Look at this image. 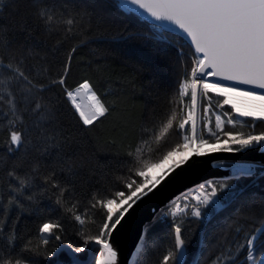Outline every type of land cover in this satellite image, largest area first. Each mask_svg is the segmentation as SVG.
<instances>
[{
  "label": "snow or ice",
  "instance_id": "1",
  "mask_svg": "<svg viewBox=\"0 0 264 264\" xmlns=\"http://www.w3.org/2000/svg\"><path fill=\"white\" fill-rule=\"evenodd\" d=\"M21 5L25 12L13 27L28 36L42 27L55 44L51 62L48 54L41 57L43 66L34 73L36 66L30 67L27 59L33 50L29 48L25 54L17 49L9 30L0 26V131L6 136L7 153L13 157L11 166L5 168L7 180L0 181V264H88L79 254L90 244L98 246L94 264H118L114 233L119 234L140 201L165 181L171 184L180 179L178 169L186 172L194 168L199 161L193 157L264 152V92L257 93L264 90V0H102L97 3L101 9L117 8L138 18L137 38L149 46L175 48L182 74L166 97L165 113L158 116L154 108L145 116L138 142H129L114 154L106 186L103 191L98 188L89 193L82 211L81 201L74 195L76 174L64 155L74 137L60 116L66 105L79 131L91 133L116 115L124 103L115 94L106 99L108 93L101 95L90 78L75 85L68 83L72 61L86 42L93 17L97 27L102 17L82 0H0V15L5 9L19 10ZM63 44L70 46L60 61ZM234 97L248 102L238 106ZM237 125L248 131L238 130ZM173 129L178 139L162 151L161 142ZM111 143L115 146L116 140ZM123 143L121 140L122 147ZM32 153L36 155L29 159ZM178 155L180 159H174ZM45 157L52 163L44 164ZM184 165L187 168H182ZM213 167L228 168L231 175L200 185L198 195L188 198L181 194L165 205L144 225L133 264L146 253L149 235L161 220L167 221L168 231L165 238L151 242L158 250L155 264H188L185 224H204L211 212L233 208L242 198V180L264 179V164L218 160ZM57 169L67 178L62 179ZM40 186L42 192L36 191ZM43 193L54 197L52 211L59 210L79 225L76 234L83 245L68 240L60 219L51 215L37 225L35 235L18 231L25 211L23 201L38 204ZM13 208L19 209L14 219ZM222 233L211 245V264H264V203L258 213L237 210ZM206 252L207 246L202 245L199 257H205ZM61 253L67 254L68 262ZM195 264H200L199 258Z\"/></svg>",
  "mask_w": 264,
  "mask_h": 264
},
{
  "label": "trees",
  "instance_id": "2",
  "mask_svg": "<svg viewBox=\"0 0 264 264\" xmlns=\"http://www.w3.org/2000/svg\"><path fill=\"white\" fill-rule=\"evenodd\" d=\"M100 2L102 0H82V3H87L98 16L102 17V20L99 21V27H97L96 18L93 17V27L86 37V42L78 48L72 61L68 83L75 85L84 78H90L101 95L108 93L106 99H113V94H115L119 95L124 103L121 104L117 114L106 120L103 125L98 126L91 133L83 134L79 131L67 106H63L60 119L67 131L74 137V142L65 149L64 155L76 174L74 195L81 201L82 211L89 193L98 188L103 191L106 186L110 168L114 164V154L117 151L122 152L129 142L133 144L138 142L145 116L149 115L154 108L158 116L162 117L165 113L166 97L173 92L182 74V70L176 64L175 48L165 44L149 46L144 40L137 38L136 33L140 30L137 23L138 18H130L128 14L120 12L117 8L101 9L97 6ZM24 12L23 5L19 10L5 9L4 14L0 15V26L9 30L8 36L17 49L24 51L25 54L27 49L33 50V55L28 56L27 59L30 67L36 66L32 69L35 73L43 66L44 61L41 57L48 54L46 58L51 62V49L55 44V39L49 36L42 27L36 28L31 36H28L25 31H20L19 28H14L13 25L20 21ZM29 22L33 23L30 15ZM69 46V44L60 46L58 60L64 59ZM237 129L248 131L247 128H240L239 125ZM5 138V134L0 131V181L7 180L5 168L10 167L13 160L3 143ZM113 139L116 140L115 146L111 143ZM177 139L175 129L171 130V135L161 142L162 151L166 150L169 145H174ZM121 140L124 141L123 147ZM33 155L36 154L32 153L29 159ZM5 160H7V165ZM43 162L50 164L52 160L45 157ZM44 170L47 169L44 168ZM57 172L62 179L67 178L66 173H60L59 169ZM39 183L37 181L38 185ZM239 188L242 189V198L233 208L227 211L211 212L210 219H206L204 224L200 222L185 224L187 229L185 235L189 239L188 264H195L198 258L200 264H211L213 251L211 245L223 234L222 229L228 218L237 210H255L258 213L261 204L264 203V179L242 180ZM42 190V186L36 188L38 192ZM186 197L189 198V195ZM38 199L39 203L32 205L27 200L23 201L25 211L21 214L18 231L26 236L35 235L37 225L51 215V218L60 219L68 240L74 244L83 245V240L76 234L79 225L59 210L52 211L56 207L54 197L50 193H43ZM29 208L31 214H29ZM17 212L19 209L13 208L12 219L15 218ZM95 219L98 223L100 217L97 215ZM91 231L95 232L94 226H91ZM167 231V221L161 220L155 223L149 235L146 253L136 260V264H155L158 250L151 247V242L156 237L165 238ZM202 245L207 246V252L205 257L200 258L199 251ZM97 248V245L90 244L85 252L79 255L88 264H94V257L99 255ZM61 258L66 262L69 261L66 253H61Z\"/></svg>",
  "mask_w": 264,
  "mask_h": 264
},
{
  "label": "water",
  "instance_id": "3",
  "mask_svg": "<svg viewBox=\"0 0 264 264\" xmlns=\"http://www.w3.org/2000/svg\"><path fill=\"white\" fill-rule=\"evenodd\" d=\"M264 92V90H257V93ZM198 163L194 168L181 172V178L172 181L171 184L165 181L143 201L130 212L129 217H126L127 223L119 230V234L114 233L112 243L118 251V264H133L135 248L138 245L139 238L142 235V229L149 221H152L154 216H157L165 205H168L173 199L183 195H187L194 190L200 188V185H205L210 180L225 179L231 175L230 169H221L213 167L218 160H230L237 162L264 164V152L258 150L249 151L246 153H213L207 157L195 158ZM187 168V165L182 166ZM176 174L173 173V176ZM169 181L172 177L168 178ZM165 185H168L165 187Z\"/></svg>",
  "mask_w": 264,
  "mask_h": 264
},
{
  "label": "rangeland",
  "instance_id": "4",
  "mask_svg": "<svg viewBox=\"0 0 264 264\" xmlns=\"http://www.w3.org/2000/svg\"><path fill=\"white\" fill-rule=\"evenodd\" d=\"M234 102H236L238 104V106L243 107L248 101H246V99L244 97H234ZM256 103H259V101H256ZM225 108L231 112V107L230 105H226ZM201 118H204L203 116H201ZM243 119V118H240ZM213 122H214V116H213ZM191 149H189L188 151H190ZM174 159H180V156L178 155L177 157H175ZM224 169H228V168H224ZM158 174V173H156ZM191 198V197H189Z\"/></svg>",
  "mask_w": 264,
  "mask_h": 264
},
{
  "label": "built area",
  "instance_id": "5",
  "mask_svg": "<svg viewBox=\"0 0 264 264\" xmlns=\"http://www.w3.org/2000/svg\"><path fill=\"white\" fill-rule=\"evenodd\" d=\"M200 192H201V189L195 190V191L191 194V197L194 196V195H198V194H200Z\"/></svg>",
  "mask_w": 264,
  "mask_h": 264
},
{
  "label": "bare ground",
  "instance_id": "6",
  "mask_svg": "<svg viewBox=\"0 0 264 264\" xmlns=\"http://www.w3.org/2000/svg\"><path fill=\"white\" fill-rule=\"evenodd\" d=\"M190 151H191V150H190ZM190 151H189V152H190Z\"/></svg>",
  "mask_w": 264,
  "mask_h": 264
}]
</instances>
